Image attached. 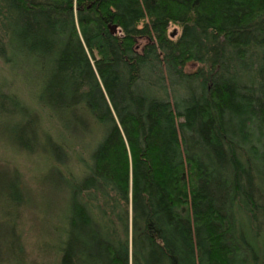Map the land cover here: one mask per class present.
Listing matches in <instances>:
<instances>
[{
	"label": "trees",
	"instance_id": "1",
	"mask_svg": "<svg viewBox=\"0 0 264 264\" xmlns=\"http://www.w3.org/2000/svg\"><path fill=\"white\" fill-rule=\"evenodd\" d=\"M0 123L64 204L33 264H264V0H0Z\"/></svg>",
	"mask_w": 264,
	"mask_h": 264
},
{
	"label": "rangeland",
	"instance_id": "2",
	"mask_svg": "<svg viewBox=\"0 0 264 264\" xmlns=\"http://www.w3.org/2000/svg\"><path fill=\"white\" fill-rule=\"evenodd\" d=\"M170 31L175 33L177 30L171 27ZM195 69V66H191L187 68V71L191 72ZM2 129L3 127L0 123V174L4 173L5 176L11 175L12 171L16 169L22 176L29 203L24 211L20 213L19 224H13L15 226V229H13L12 222L6 217L0 202V239L3 241V237L8 236L9 238L12 233L19 235L26 257H28V262L33 264L35 261L38 262L42 259V257L40 258L42 252L38 246L40 244L44 246L45 242L49 240L47 235L48 229H54L56 226L53 223V215L58 214L59 216L60 214L58 213L60 206H56V203H59L60 199L54 198L52 201H49L46 197L44 185H42L45 184L44 178L46 176L40 157L27 156V153L14 148L13 145L9 144ZM79 156L80 153L76 152L73 164L76 159H79ZM62 214L60 215L64 216V204H62ZM40 264L47 263L44 260Z\"/></svg>",
	"mask_w": 264,
	"mask_h": 264
},
{
	"label": "water",
	"instance_id": "3",
	"mask_svg": "<svg viewBox=\"0 0 264 264\" xmlns=\"http://www.w3.org/2000/svg\"><path fill=\"white\" fill-rule=\"evenodd\" d=\"M109 29H110V32L112 34H114L116 32V27L115 26H110Z\"/></svg>",
	"mask_w": 264,
	"mask_h": 264
},
{
	"label": "bare ground",
	"instance_id": "4",
	"mask_svg": "<svg viewBox=\"0 0 264 264\" xmlns=\"http://www.w3.org/2000/svg\"><path fill=\"white\" fill-rule=\"evenodd\" d=\"M75 183H76V182H75ZM75 183H74V184H75Z\"/></svg>",
	"mask_w": 264,
	"mask_h": 264
}]
</instances>
